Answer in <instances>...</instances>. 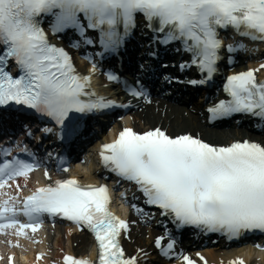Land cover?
<instances>
[{
    "label": "snow or ice",
    "instance_id": "obj_1",
    "mask_svg": "<svg viewBox=\"0 0 264 264\" xmlns=\"http://www.w3.org/2000/svg\"><path fill=\"white\" fill-rule=\"evenodd\" d=\"M141 16L152 33L149 48L178 44L176 50L188 54L180 69L195 66L201 76L190 80L191 84L209 82L219 71L222 53L232 62L233 53L248 50L246 40L264 43V0H0V105L28 106L59 125L61 138L71 141L81 131L77 113L107 109L117 101L91 90V73H80L70 52L53 43L49 33L71 31L77 37L71 41L74 47L99 48L96 55L100 56L118 54L134 36ZM228 31L240 39L226 44L222 33ZM89 59L92 70H97L91 54ZM140 68L145 70V64ZM257 71L248 68L227 75L223 84L227 97L209 106V118L245 114L264 121V79L257 78ZM108 78L122 83L134 97L150 96L139 75L134 82L122 81L114 72ZM28 135H35L30 127ZM21 143L0 145V234L33 239L27 230L35 233L46 215L61 216L87 227L98 252L92 260L61 249V259L52 264H139L138 257L127 255L120 242L129 221L110 210L108 186L85 184L75 175L53 179L48 167ZM99 155L106 168L135 185L140 197L134 194L133 199L141 203L131 207L138 215L154 218L146 205L159 209L165 218L158 221L165 225L163 235L153 241L165 257L198 264L189 253L176 250L169 221L177 230L194 226L229 237L264 230V141L215 144L191 133L171 135L160 127L144 132L124 127L102 145ZM41 167L45 182L37 180L25 194L33 170ZM63 171H68L67 166ZM6 242L23 247L19 239ZM195 255L208 264L201 253ZM43 256L37 253V261ZM14 257L15 253L8 254V264H13ZM233 264L245 261L236 257Z\"/></svg>",
    "mask_w": 264,
    "mask_h": 264
},
{
    "label": "bare ground",
    "instance_id": "obj_2",
    "mask_svg": "<svg viewBox=\"0 0 264 264\" xmlns=\"http://www.w3.org/2000/svg\"><path fill=\"white\" fill-rule=\"evenodd\" d=\"M153 107V105H149L141 112L134 113L133 125L141 130L160 125L161 128H166L167 133L171 135L185 132L197 133L201 138L215 144H227L232 140H242L246 137H252L247 130L241 128L218 129L208 127L202 122V118L199 115L189 112L180 106L166 105L164 102H159L158 110H154ZM253 138L264 141V138L261 137L254 136ZM135 232L136 235L133 236L134 242L133 244H129L132 251L134 250L133 246L142 247L148 245L147 237L154 235L145 228H140ZM137 233H140V235L138 236ZM74 241L78 242L76 247H72L71 245ZM89 244L90 241L86 235H74L68 243V248L75 253H85ZM254 256H257L259 261L249 260V258H253ZM206 257L215 261H224L225 264H233L236 257H242L245 264H264V253H253L251 250L238 251L227 256L215 255L213 251H209ZM150 259H154V257L150 255Z\"/></svg>",
    "mask_w": 264,
    "mask_h": 264
}]
</instances>
